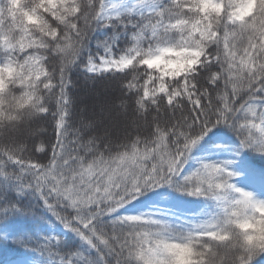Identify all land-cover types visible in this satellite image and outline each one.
I'll return each mask as SVG.
<instances>
[{"label":"snow or ice","instance_id":"obj_1","mask_svg":"<svg viewBox=\"0 0 264 264\" xmlns=\"http://www.w3.org/2000/svg\"><path fill=\"white\" fill-rule=\"evenodd\" d=\"M6 3L0 224L63 229L0 228L14 264H264V0ZM77 73L109 91L75 114Z\"/></svg>","mask_w":264,"mask_h":264},{"label":"trees","instance_id":"obj_2","mask_svg":"<svg viewBox=\"0 0 264 264\" xmlns=\"http://www.w3.org/2000/svg\"><path fill=\"white\" fill-rule=\"evenodd\" d=\"M104 35L103 30L97 32L92 37V44L91 47H95V40L98 37H102ZM74 80L76 83V87L72 89L73 96L75 98V105H74V113L78 114L79 109L81 106L87 105L89 108H92L94 105H98L102 103L106 96L108 95L109 91V82L104 79H97L95 83L88 82L84 79L83 75L75 74ZM98 95V97L95 96ZM230 135V134H229ZM227 139V137H224ZM234 139V138H233ZM252 155H256L253 153ZM259 167V166H258ZM14 195V194H13ZM170 200V201H168ZM171 202L176 203V199H173L172 196L167 197V199H162L159 197H152L149 194L148 197L142 198V202L138 206H147L154 202ZM34 203V202H33ZM189 208L185 209L184 211H195L202 205L199 202H194ZM39 212V209H36ZM15 225L17 228H23L25 224H32L34 225L32 231L39 233L41 235L46 234L45 228H53L56 223L51 218L48 217L46 214L43 217L40 216H12L9 218L8 221L4 222V224H0V228L5 227L6 225ZM11 230V229H9ZM16 248V245H13L11 241H7L5 243H0V264H4L6 262H15L20 259L18 254L12 249ZM20 252H27L28 259L31 260H38L39 256L37 253L27 251L25 249H20Z\"/></svg>","mask_w":264,"mask_h":264},{"label":"rangeland","instance_id":"obj_3","mask_svg":"<svg viewBox=\"0 0 264 264\" xmlns=\"http://www.w3.org/2000/svg\"><path fill=\"white\" fill-rule=\"evenodd\" d=\"M96 97H98V95L95 94ZM221 156H223V154H221ZM239 159L237 158V165H239ZM237 171H240L239 166H237ZM256 170L259 171V167L256 166ZM237 182L240 184L241 187H248V188H257V185L252 183L248 178H246L244 175H240L236 177ZM174 196L176 197L175 199L177 200L176 203H171V202H159L161 204H169L171 203L173 206H175L176 208L184 211L185 209L189 208L193 203H191L193 200L191 198H182L179 197V194H174ZM170 201V200H168ZM195 202V201H194ZM147 206H138L139 208L143 209L148 207ZM193 206V205H192ZM46 234L51 233V232H56V233H63V229L56 224L53 228H45ZM4 264H14V262H6Z\"/></svg>","mask_w":264,"mask_h":264},{"label":"clouds","instance_id":"obj_4","mask_svg":"<svg viewBox=\"0 0 264 264\" xmlns=\"http://www.w3.org/2000/svg\"><path fill=\"white\" fill-rule=\"evenodd\" d=\"M20 3V0H16V4L13 6L14 8L17 7ZM0 6H2L4 9H5V13H4V19L7 20V16H8V5L6 3V0H0ZM249 7H250V4H249ZM175 58V57H173ZM2 83V82H0Z\"/></svg>","mask_w":264,"mask_h":264}]
</instances>
